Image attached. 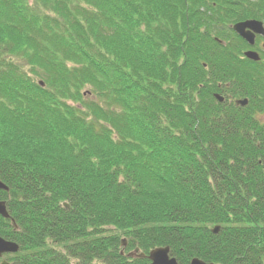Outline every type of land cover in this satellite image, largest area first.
Wrapping results in <instances>:
<instances>
[{"label": "trees", "instance_id": "16d2710c", "mask_svg": "<svg viewBox=\"0 0 264 264\" xmlns=\"http://www.w3.org/2000/svg\"><path fill=\"white\" fill-rule=\"evenodd\" d=\"M246 20L264 25V0H0L9 264L165 247L264 264V50L243 56Z\"/></svg>", "mask_w": 264, "mask_h": 264}, {"label": "water", "instance_id": "95a60500", "mask_svg": "<svg viewBox=\"0 0 264 264\" xmlns=\"http://www.w3.org/2000/svg\"><path fill=\"white\" fill-rule=\"evenodd\" d=\"M232 30L249 46H254L256 36H261L264 38V25L260 21L256 20H246L242 22H238L232 26ZM244 56L251 61H259V56L254 51H247L244 53ZM42 85V84H41ZM215 99L219 102L223 101V97L218 94L214 95ZM238 106H245L247 104V100H237L235 102ZM0 190L8 191V188L1 182L0 180ZM0 216L3 219H9V214L6 210V205L4 201H0ZM11 224L14 230L17 229L13 220H11ZM219 227H215L213 232L217 233ZM126 246V240H122V247ZM19 247L16 243L6 241L0 238V258L6 254H14L18 251ZM138 249H135L133 253H129L127 257L129 258H145L143 254H137ZM169 249L168 248H156L148 254L147 259L150 261V264H177L175 259L169 257ZM0 264H8L6 261H2ZM190 264H212L205 263L198 259H192Z\"/></svg>", "mask_w": 264, "mask_h": 264}, {"label": "flooded vegetation", "instance_id": "af4514ba", "mask_svg": "<svg viewBox=\"0 0 264 264\" xmlns=\"http://www.w3.org/2000/svg\"><path fill=\"white\" fill-rule=\"evenodd\" d=\"M255 52H257L258 54H260V51L261 50H264V44L263 43H260V48H255V49H253ZM243 54H244V52H243Z\"/></svg>", "mask_w": 264, "mask_h": 264}, {"label": "rangeland", "instance_id": "374dc122", "mask_svg": "<svg viewBox=\"0 0 264 264\" xmlns=\"http://www.w3.org/2000/svg\"><path fill=\"white\" fill-rule=\"evenodd\" d=\"M85 91H88V89H84V92H85ZM2 261H7L6 257H3L2 259H0V263H1Z\"/></svg>", "mask_w": 264, "mask_h": 264}]
</instances>
